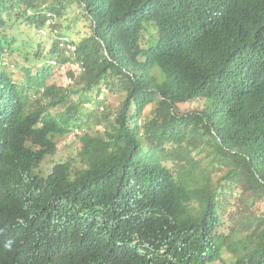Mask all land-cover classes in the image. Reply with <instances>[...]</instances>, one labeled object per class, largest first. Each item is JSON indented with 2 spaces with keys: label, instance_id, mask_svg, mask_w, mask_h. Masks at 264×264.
Segmentation results:
<instances>
[{
  "label": "trees",
  "instance_id": "trees-1",
  "mask_svg": "<svg viewBox=\"0 0 264 264\" xmlns=\"http://www.w3.org/2000/svg\"><path fill=\"white\" fill-rule=\"evenodd\" d=\"M73 3L90 33L65 41L58 22ZM47 13L50 56L21 81L2 65L5 28L43 26ZM72 59L84 66L72 84L46 83L52 60ZM196 99L202 108L177 109ZM90 119L103 129L77 135L82 166L35 172ZM237 189L241 220L224 234L219 209ZM262 200L264 0H0V264H209L224 249L232 264H264Z\"/></svg>",
  "mask_w": 264,
  "mask_h": 264
},
{
  "label": "rangeland",
  "instance_id": "rangeland-1",
  "mask_svg": "<svg viewBox=\"0 0 264 264\" xmlns=\"http://www.w3.org/2000/svg\"><path fill=\"white\" fill-rule=\"evenodd\" d=\"M28 14V13H27ZM57 31L60 34L64 35L66 39L80 40L84 36L90 33L89 21L83 18L82 10L77 6L76 3L70 5L64 14L59 18ZM42 26L38 27L34 24L27 22L25 18H19L16 20L12 18L8 22V25L5 28V33L7 34L8 39L14 41L12 44V49L5 55L4 60L9 63H13L15 66L10 69L13 70L14 77L25 81V78L21 77L22 67H30L31 73H35L37 68L45 63L50 56V48L55 37L56 30L52 31V28H46L47 33L42 34L39 32V29ZM35 53H38V56H35ZM50 74L47 75L46 83L47 84H56L60 86H68L66 84L68 71H72L74 63L65 62L61 64L52 63L51 64ZM8 68V66H6ZM76 78V77H75ZM75 80V79H74ZM106 87L101 88V93L105 94ZM92 93V97L96 96V90L89 92ZM102 94L100 97H102ZM112 96H107L105 103L108 112H113L120 103V96L118 93H113ZM76 98V96H73ZM203 99L192 100L187 103H180L177 105V109L180 112H186L191 109H200L203 107ZM86 108L89 105L85 106ZM154 106L147 105L142 113V116L139 118V122L143 123L145 118L152 117V111ZM99 115V112H96ZM94 119H90L88 125L78 127L81 129V135L83 134H94L95 131L100 132L103 129V124L94 122ZM80 135V136H81ZM77 136L72 140H67L66 137L58 136L57 137V150L54 154L48 155L45 160L39 164V167L35 169L36 173L46 174L53 164L57 162H62L65 160L72 161L74 166H82L80 160L77 156L80 149L81 142ZM198 158L199 163H207L208 158L205 152H201L198 155H195ZM170 166L171 161L165 162ZM218 174H215L212 178L213 182L217 181ZM239 190H234L232 194H228L227 199L223 200L222 208L220 210V223H219V232L228 234L232 229L240 222V211L238 208L239 202L237 197ZM253 211L255 214L264 213V200L259 201L253 206ZM241 235V234H240ZM233 257L228 250L224 249L221 253V258L215 262L209 264H232Z\"/></svg>",
  "mask_w": 264,
  "mask_h": 264
},
{
  "label": "built area",
  "instance_id": "built-area-1",
  "mask_svg": "<svg viewBox=\"0 0 264 264\" xmlns=\"http://www.w3.org/2000/svg\"><path fill=\"white\" fill-rule=\"evenodd\" d=\"M28 14H31V11L28 10ZM57 19V16L53 13H47L46 14V19H45V23L44 25L39 29V32L42 33V34H46L47 31H46V28H52V24L56 21ZM63 40L67 41L68 39L64 38ZM60 42V45L62 47H65V53L68 55V56H71L75 49H76V46L75 44L73 43H68V42H65L63 41ZM69 41V40H68ZM71 63H74L73 67H72V71H73V74L72 75H68L66 76L67 77V83L66 84H72L74 82V79L75 77H77L78 75H80L83 71H84V66L82 64V62L80 61H75V60H70ZM69 62V61H67ZM51 63H55L54 60L51 61ZM3 64H5L3 62ZM10 66H13L12 64ZM80 129L78 127H74L65 137L67 140H72L74 139L79 133H80Z\"/></svg>",
  "mask_w": 264,
  "mask_h": 264
},
{
  "label": "clouds",
  "instance_id": "clouds-1",
  "mask_svg": "<svg viewBox=\"0 0 264 264\" xmlns=\"http://www.w3.org/2000/svg\"><path fill=\"white\" fill-rule=\"evenodd\" d=\"M3 62H4L5 64H3ZM3 62H2V65H4V66H8L9 68H10V67H12V68L14 67L13 63H11L13 66H10L11 64L9 65V63H7L5 60H3ZM75 127H78V126H75ZM73 128H74V127H73ZM73 128H72V129H73ZM72 129H71V130H72ZM71 130H70V131H71ZM70 131H69V132H70ZM80 131H81V129H80ZM69 132H67V133L64 135V137H65ZM80 133H81V132H80ZM80 133H79V134H80ZM79 134H78V135H79ZM76 137H77V136H76ZM12 243H13V242H12L11 240H9V241L5 244V248L10 249L11 246H12Z\"/></svg>",
  "mask_w": 264,
  "mask_h": 264
}]
</instances>
